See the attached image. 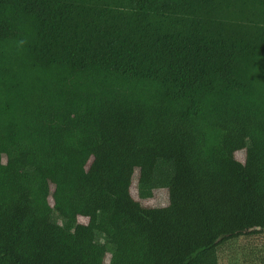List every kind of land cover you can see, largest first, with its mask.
Masks as SVG:
<instances>
[{
  "label": "trees",
  "instance_id": "trees-1",
  "mask_svg": "<svg viewBox=\"0 0 264 264\" xmlns=\"http://www.w3.org/2000/svg\"><path fill=\"white\" fill-rule=\"evenodd\" d=\"M240 237L264 0H0V264H218Z\"/></svg>",
  "mask_w": 264,
  "mask_h": 264
},
{
  "label": "rangeland",
  "instance_id": "rangeland-1",
  "mask_svg": "<svg viewBox=\"0 0 264 264\" xmlns=\"http://www.w3.org/2000/svg\"><path fill=\"white\" fill-rule=\"evenodd\" d=\"M237 158H243V152L236 153ZM131 192L135 195V185ZM164 195L158 192L157 195ZM164 204V200L149 199L143 201L144 205ZM85 219L81 218L80 222ZM264 264V238L246 239L244 237L228 240L219 251L218 264Z\"/></svg>",
  "mask_w": 264,
  "mask_h": 264
}]
</instances>
